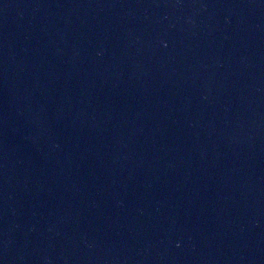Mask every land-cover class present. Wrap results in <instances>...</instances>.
<instances>
[{"label":"water","instance_id":"95a60500","mask_svg":"<svg viewBox=\"0 0 264 264\" xmlns=\"http://www.w3.org/2000/svg\"><path fill=\"white\" fill-rule=\"evenodd\" d=\"M0 264H264V0H0Z\"/></svg>","mask_w":264,"mask_h":264}]
</instances>
